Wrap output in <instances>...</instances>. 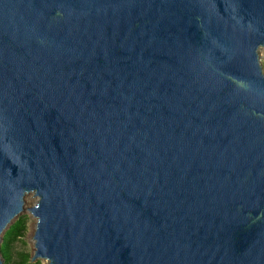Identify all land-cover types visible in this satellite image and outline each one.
Instances as JSON below:
<instances>
[{"label": "water", "instance_id": "1", "mask_svg": "<svg viewBox=\"0 0 264 264\" xmlns=\"http://www.w3.org/2000/svg\"><path fill=\"white\" fill-rule=\"evenodd\" d=\"M262 47L264 0H0V243L264 264Z\"/></svg>", "mask_w": 264, "mask_h": 264}, {"label": "trees", "instance_id": "2", "mask_svg": "<svg viewBox=\"0 0 264 264\" xmlns=\"http://www.w3.org/2000/svg\"><path fill=\"white\" fill-rule=\"evenodd\" d=\"M26 229V220L18 217L13 223H10L2 233L0 243V252L4 264H38L30 261V254L26 251H14V244L23 235Z\"/></svg>", "mask_w": 264, "mask_h": 264}, {"label": "rangeland", "instance_id": "3", "mask_svg": "<svg viewBox=\"0 0 264 264\" xmlns=\"http://www.w3.org/2000/svg\"><path fill=\"white\" fill-rule=\"evenodd\" d=\"M260 53V62L262 64L263 70H264V47H262L259 50ZM35 201V197L32 196V194H26L24 196V208H27L31 206ZM18 217H23L26 220V229L23 232V235L20 237V239L14 244V251H26L29 252L30 257L33 253V241H32V235L34 231V224L35 219L31 217V214L27 210H23L21 213H19L12 221L13 223ZM31 262H37L38 264H46V261L44 259H36L35 261Z\"/></svg>", "mask_w": 264, "mask_h": 264}]
</instances>
